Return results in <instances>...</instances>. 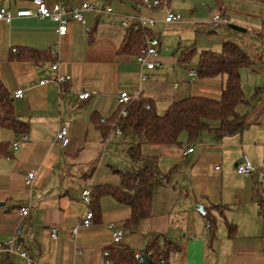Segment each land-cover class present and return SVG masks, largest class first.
I'll return each mask as SVG.
<instances>
[{"label":"crops","instance_id":"crops-1","mask_svg":"<svg viewBox=\"0 0 264 264\" xmlns=\"http://www.w3.org/2000/svg\"><path fill=\"white\" fill-rule=\"evenodd\" d=\"M34 1L0 0V8L7 7L15 14L21 9H34ZM43 1L48 5L57 2ZM84 1L89 0H65V4L73 8ZM99 1L109 3L112 13L86 12L85 23L71 20L64 37L57 34V24L49 19L15 18L11 23L0 22V77L12 97L16 91L24 90L23 99L13 98V107L27 127L24 132L0 127V145H6L0 152V243L15 239L28 250L34 264H103L104 251L112 244L109 226L113 224L125 232L122 243L136 251L146 249L155 236L161 245L167 241L174 243L177 249L171 253L169 264H264L263 218L257 197V192H264V180L258 186L257 175L247 178L236 169L244 156L259 169L264 165V3L169 0L156 11L140 10L136 0ZM139 10L156 18L160 25L165 24L168 11L180 14L179 23L165 24L190 29L194 34L192 40L187 38V43H178L180 50L195 45L199 52H220L224 42L240 41L237 33L254 38L257 47L245 51L241 46L252 61L241 70L243 91L245 81L250 82L252 99L237 108L246 116L249 126L221 141H214L207 134L198 142L188 143L183 134V146H148L149 152L144 154L156 156L159 172L167 175L164 184L154 190L152 216L125 228L131 209L111 196H104L93 225L82 227L86 211L82 191L120 183L115 173L120 169L113 166L116 152L110 148L112 138L103 136L96 117H111L118 109L117 100L122 92L133 94L140 90L142 96L157 99L156 93L162 92L159 79L180 64L179 51L174 56L161 54L160 33L154 58L163 61L160 68L142 70L136 56L119 53L127 33L122 21ZM220 11L245 32L229 33V27L210 29L208 20ZM14 49H35L45 52L48 58L41 62L12 59ZM53 49L58 50L60 73L71 78L61 88L53 82L40 84L55 77ZM142 71L148 79L141 84ZM187 76L190 81H198V77H189L188 73ZM212 81L216 87L204 86ZM198 82L182 98H218L224 78ZM178 88V83L169 86L165 98L168 106L182 99L176 96ZM93 90L97 93L87 100L79 98L80 93ZM65 125L69 142L62 145L56 135ZM22 134L29 141L15 151L12 145ZM189 145H195V151L184 157L183 150ZM128 147L127 170L131 169ZM103 157L109 159L105 170L101 167ZM28 172L35 173L32 186L25 184ZM198 205L204 213L195 208ZM23 206L29 207L27 217L19 212ZM229 225L234 226L232 233ZM75 227L76 235L72 233ZM53 228L58 231L57 239L52 237ZM0 264H24V260L0 251Z\"/></svg>","mask_w":264,"mask_h":264},{"label":"trees","instance_id":"trees-1","mask_svg":"<svg viewBox=\"0 0 264 264\" xmlns=\"http://www.w3.org/2000/svg\"><path fill=\"white\" fill-rule=\"evenodd\" d=\"M157 10L169 3V0H160ZM264 3V0H258ZM141 0H136L139 4ZM156 10V11H157ZM222 16L226 14L222 11ZM153 35L151 29L140 28L128 30L120 46L119 53L138 56L146 52V39ZM45 52L35 49H14L12 59L32 60L41 62L48 57ZM198 56L197 77L201 79L224 78V85L218 98L209 96H189L172 102L167 110L160 114L155 100L140 95V97L125 105L126 117L119 116V108L101 123V117H96L104 137L120 128L123 136L130 135L131 142L127 143L128 159L131 169L115 171L120 179L118 185L99 186L92 189L91 209L94 219L100 215V202L104 196H111L119 203L131 209V216L124 222L125 228H132L140 221L152 216L154 190L164 184L167 175L158 170V158L144 154L145 146H183L181 136L187 135L188 143L200 141L206 134L212 140L221 141L227 136L242 133L249 124L246 116L238 112L239 105L246 103L242 88L241 70L249 67L252 61L249 55L237 44L224 42L220 52L212 50L200 51L195 45L180 50L179 60L182 64L191 63ZM43 58V59H42ZM0 127L15 131H26V124L15 113L13 97L7 90L0 77ZM6 145H0V152ZM257 185H261L257 182ZM263 218L264 237V192H257ZM209 228L212 229L210 215H206ZM232 233L234 226L229 225ZM177 249L170 241L160 244L159 237H153L143 251H136L127 244H111L106 247L114 264H133L137 261L136 255H147L156 263L164 259L167 264L171 253Z\"/></svg>","mask_w":264,"mask_h":264},{"label":"built area","instance_id":"built-area-1","mask_svg":"<svg viewBox=\"0 0 264 264\" xmlns=\"http://www.w3.org/2000/svg\"><path fill=\"white\" fill-rule=\"evenodd\" d=\"M35 8L34 9H21L12 13L10 9L7 7L0 8V22L11 23L15 18H37L40 20L49 19L57 24V34L60 37H64L68 33L69 23L72 21L84 24L85 23V13L86 12H94V13H112V7L109 3L99 0H89L82 2L79 6L69 8L68 5L65 4V0H57L56 3L50 7L43 0H35L34 1ZM161 5L160 0H141L138 4V8L142 10V8L149 10H157ZM138 11L135 14L126 15L124 20L122 21V26L128 30H138L140 28H149L152 29L156 27L157 21L150 16L145 15L142 11ZM70 16V17H69ZM182 20L180 14H174L171 11H168L165 18V24H174L179 23ZM231 24L230 19L227 16H222L221 14H216L211 17L207 26L210 29L217 30L222 27H229ZM147 50L145 53L136 56V61L140 65L142 70H154L156 68H160L162 63L160 61L154 60V58L158 54V47L160 44L159 37L155 34L149 35L146 39ZM52 55L54 58V63L52 65V70L55 72V77L53 79H44L41 81V85H45L48 83H55L59 88L63 87L65 84L70 82V77L67 75H63L60 73L59 67V54L58 50L53 49ZM187 73L189 77L196 78L197 71L194 69H188ZM148 79V75L143 71L140 75L141 84L146 82ZM177 86V85H176ZM62 93V92H61ZM97 91H84L79 94V98L81 100H87L93 94H96ZM141 95V91H136L131 94L128 92H122L118 96V108H119V116L126 117L127 110L124 108L125 105L129 104L132 101L137 100ZM25 96L24 90H18L14 93V99H23ZM107 119L102 118L101 123H106ZM116 133L118 136H122V131L120 128H117ZM56 139L62 145H66L69 142V131L68 127L65 125L62 127L57 135ZM29 137L26 134H22L20 138L13 143V149L19 150L24 144L28 143ZM195 151V145H189L183 150V156L187 157L190 153ZM237 172L244 177H252L257 175V180L260 184L263 183L264 180V165L262 168H257L253 165V163L249 160L247 156H244L243 160L237 164ZM35 179V173L28 172L25 176V184L27 186H32ZM91 195L92 189H85L82 191L81 199L83 203L86 205V211L81 219L82 227H90L94 222V213L91 209ZM19 212L23 217H27L29 215V207L23 206L19 208ZM109 228L112 230V244H120L125 236V232L121 229L114 228V225L111 224ZM52 237L54 239L58 238V231L53 228L51 230ZM73 234L78 233V227L72 229ZM0 251H4L7 253L14 254L15 256L24 260V264H34L32 257L27 249L23 248L15 239H10L8 241H4L0 243ZM141 255H136L137 261L133 264H139L138 260ZM104 262L103 264H114L110 258L109 251H104ZM153 264H167L164 259L158 260Z\"/></svg>","mask_w":264,"mask_h":264},{"label":"rangeland","instance_id":"rangeland-1","mask_svg":"<svg viewBox=\"0 0 264 264\" xmlns=\"http://www.w3.org/2000/svg\"><path fill=\"white\" fill-rule=\"evenodd\" d=\"M53 3L51 5H49L50 7H52ZM174 13V12H172ZM175 14V13H174ZM157 21V25L156 27L152 28V33L155 34L156 36L159 35V33L161 34V41H162V51L161 54L164 55H168L170 54V56H174V54L177 55L178 51L180 54V49H179V45L178 43L181 41L183 44L187 43V38L188 40L191 39L192 40V36L194 35L190 29H179L178 27L176 28H171L168 27V25H160L158 23V20L156 18H154ZM207 28V27H206ZM218 30V29H217ZM229 33H235L233 32V30H228ZM250 33V32H249ZM238 38L237 41V45L238 46H243L245 51L247 50H252L253 46L257 47L258 43H255L254 38H249V35L246 34H240L237 33L235 34ZM190 40V41H191ZM250 52V51H249ZM198 57V56H197ZM197 57H195L191 63L188 64H182L180 62L179 65H177V67H173L171 70L166 71L163 74V79H159V84L162 85V92H159V95L156 93V105L157 108L159 110L160 113H164L167 110V106H168V101L165 100V98L169 95V86H172L174 83H178L179 84V88L176 91V96L178 98H182L183 96L188 95L189 89L197 86L198 84H200L198 81L200 80H205V79H201V78H197V82L196 81H190L187 79V70H185V68L187 69H197ZM161 63H163V61H161ZM218 78V77H217ZM212 79V78H211ZM217 81V80H214ZM210 82L209 84H206L204 86L207 87H216L217 85H215L216 82ZM251 87L252 84H250V82H246L245 81V86H244V92L246 93V101L247 102H251L252 97L250 96V92H251ZM179 100V99H178ZM207 135V134H206ZM131 137L134 136H130V135H125L123 138H119L118 136H116V131H112L110 134L109 138H112L111 144H110V148L112 150H114L116 153L115 156H113L114 159V163L113 166H117L118 169H123V170H127L125 163L127 161L126 159V150H127V143H130ZM125 142H127L125 144ZM148 146H145L144 148V152L148 153L149 151ZM108 158H104L102 159V170L108 169ZM110 199V198H109ZM113 201V200H112ZM93 225V224H92Z\"/></svg>","mask_w":264,"mask_h":264},{"label":"water","instance_id":"water-1","mask_svg":"<svg viewBox=\"0 0 264 264\" xmlns=\"http://www.w3.org/2000/svg\"><path fill=\"white\" fill-rule=\"evenodd\" d=\"M229 28L231 30H234V31L245 32L244 28H242V27H240L238 25H235V24H230ZM195 208L197 210H199L200 212L204 213L203 207L198 205V206H195ZM138 262H139V264H152L151 259L145 254L141 255V257L139 258Z\"/></svg>","mask_w":264,"mask_h":264}]
</instances>
